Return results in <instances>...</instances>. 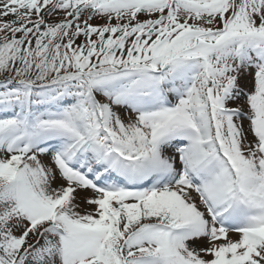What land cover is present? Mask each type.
I'll use <instances>...</instances> for the list:
<instances>
[{
    "label": "snow or ice",
    "instance_id": "obj_1",
    "mask_svg": "<svg viewBox=\"0 0 264 264\" xmlns=\"http://www.w3.org/2000/svg\"><path fill=\"white\" fill-rule=\"evenodd\" d=\"M0 264H264V0H0Z\"/></svg>",
    "mask_w": 264,
    "mask_h": 264
}]
</instances>
